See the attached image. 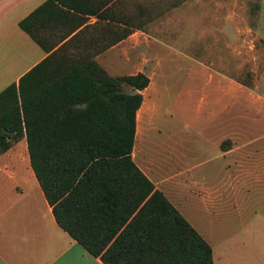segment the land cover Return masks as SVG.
Here are the masks:
<instances>
[{
  "label": "rangeland",
  "instance_id": "1",
  "mask_svg": "<svg viewBox=\"0 0 264 264\" xmlns=\"http://www.w3.org/2000/svg\"><path fill=\"white\" fill-rule=\"evenodd\" d=\"M135 2L150 39L106 71L149 79L131 158L210 245L212 264H264V0Z\"/></svg>",
  "mask_w": 264,
  "mask_h": 264
},
{
  "label": "trees",
  "instance_id": "2",
  "mask_svg": "<svg viewBox=\"0 0 264 264\" xmlns=\"http://www.w3.org/2000/svg\"><path fill=\"white\" fill-rule=\"evenodd\" d=\"M83 2L45 0L18 21L47 54L0 90V153L24 136L55 223L102 264H212L210 245L131 158L147 75L108 74L68 50L73 35L53 48L96 13ZM71 11L82 16L47 42L38 25Z\"/></svg>",
  "mask_w": 264,
  "mask_h": 264
},
{
  "label": "crops",
  "instance_id": "3",
  "mask_svg": "<svg viewBox=\"0 0 264 264\" xmlns=\"http://www.w3.org/2000/svg\"><path fill=\"white\" fill-rule=\"evenodd\" d=\"M44 1L0 0V81H6L5 86L16 82L47 54L18 27V21ZM84 1L83 6H92L96 13L83 15L84 22L53 48L73 35L68 50L91 55L113 74L128 58L126 49L149 41L143 29L150 18L148 8H141L135 0ZM71 12L66 22L51 18L38 25L45 31L47 42L82 16ZM217 151L224 157L232 149L221 152L218 147ZM200 178L201 186L205 185L204 172ZM210 188L215 191L216 185ZM0 264H102L55 223L30 168L24 136L0 153Z\"/></svg>",
  "mask_w": 264,
  "mask_h": 264
}]
</instances>
